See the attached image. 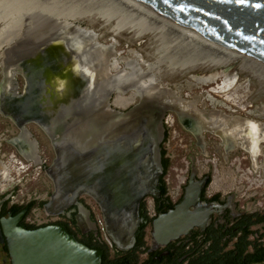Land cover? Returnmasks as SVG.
Returning <instances> with one entry per match:
<instances>
[{"label":"water","instance_id":"water-1","mask_svg":"<svg viewBox=\"0 0 264 264\" xmlns=\"http://www.w3.org/2000/svg\"><path fill=\"white\" fill-rule=\"evenodd\" d=\"M125 1L218 48L264 64V0ZM69 30H29L5 50L0 114L20 131L7 142L21 154L14 141L23 139L39 159V143L31 140L28 128L38 126L55 152L52 165L45 170L54 185L46 214L60 216L71 206L83 208L79 198L88 196L99 206L113 242L120 250H127L109 232L105 208L115 222L119 215L133 213L127 247L133 246L143 199L160 194L163 121L173 109L164 102L167 97L160 80L157 86L151 76L139 103L128 111L117 110L112 102L114 90L127 77L126 72H112L115 46L100 44L95 33ZM131 66L128 68L133 71ZM7 75L14 83L17 76L22 77L24 86L21 94H9L3 102L1 85ZM65 201L69 202L60 212H48V207ZM185 209L178 212V208L154 222L153 237L158 233L162 246L178 236L171 232L184 226L186 219L179 221L177 217L186 213ZM193 227L186 225L184 234ZM3 229L12 264H102L100 251L77 243L63 227L28 231L19 228L16 221H8Z\"/></svg>","mask_w":264,"mask_h":264},{"label":"flooded vegetation","instance_id":"flooded-vegetation-1","mask_svg":"<svg viewBox=\"0 0 264 264\" xmlns=\"http://www.w3.org/2000/svg\"><path fill=\"white\" fill-rule=\"evenodd\" d=\"M33 29H35L33 26H26L23 33L21 32L18 34L16 40L10 47H13L14 44L21 40L27 31ZM120 60L121 58H117L116 55L112 63V72L114 74L126 72L125 76L127 78H125V83L121 85L122 88L115 91L114 94H117L116 98L122 102L124 101V104L129 103V101L135 102V99L138 97L141 98L142 95L139 89H137L139 85L142 83L143 86H146L149 82L137 79V77L133 75L136 73L134 68L133 71L131 69H128L129 71L122 69L121 63L123 61ZM128 64L132 65L131 62ZM12 83L14 86L12 92L21 94L24 86L22 81L17 80V83H14V81ZM16 85L19 86L17 90ZM163 87L169 90L164 94V96L167 97V102L169 101L168 99L174 102L173 99L177 98V101H182L185 105L182 106L181 103H179L180 105L177 110L173 109L166 113L163 121L165 136L161 147L172 137L178 146L190 148L193 151L192 155L187 156L189 162V169L186 174L187 178L185 182L183 180L180 181L181 186L177 192L174 194L170 192L164 178L168 187L166 195L162 193L159 181V197L147 196L143 199L139 209V218L141 221L135 232L136 241L134 245L127 247L129 244L123 246L119 244L122 247H126L127 250H120L118 248L106 230L99 206L88 196H81L79 198V203L83 205V208L71 206L63 210L64 214L60 215V219L58 220L51 219L42 224L34 222L33 218H31L32 211L29 210L27 206L28 203L18 202L16 200L18 190L16 180L12 176V171H14L15 176L16 172L19 174L21 170L27 169L25 165H22L20 160L23 159L35 169H41L45 172L48 166L41 156L39 145L40 158L38 162L36 161L37 159H27L16 149L10 157V164L0 161V264H12L3 229V223L8 221H16V225L19 228H25L28 231H35L51 226L63 227L77 243L83 244L90 249L100 251L102 253V264L106 262L107 256L104 251H107V248L110 251V264H132L135 262V257H137L139 264H198V256L200 254L204 255L205 251L209 250L212 239L219 240L223 238V241L226 243L228 238L236 232L241 225L250 222L252 218L264 213V205L261 203L255 205L253 202H242L246 189L242 181L245 180V177L249 173L246 174L243 172L240 177V174L233 169L226 174L223 167L220 168L219 172L212 169L214 161H212V165L209 163L212 154L225 165L229 163L231 158L239 156V162L241 164L250 162L253 165L255 174H257L260 169L264 170V110L261 111L257 109L255 110L256 113H248L249 115L241 117L229 113L231 111L230 108L215 102L211 96L208 97V100H212L210 101L211 108L209 109L207 107L208 104H201L203 96L199 94L191 95L189 92H185L189 90V87L186 85ZM128 93H130L129 96H123V94ZM196 98H198V100ZM134 102L132 104H134ZM193 103L194 106L192 105ZM132 104L122 109L128 111L134 106ZM197 123H202L203 126L197 125ZM232 123H239L240 126L237 128L238 131H231ZM175 126L192 135L195 138L194 145L184 141L181 135L183 131L180 129L178 131ZM28 128L33 134L30 126ZM33 139H36L34 134L31 140ZM256 140L258 142L256 146L259 147H256L255 151H253L251 143ZM19 143H22V141ZM7 144L9 143L7 142ZM9 146L11 145L9 144ZM30 146L31 145L27 142L25 145L26 148H24L26 153L31 152ZM243 148H249V150H252V154ZM195 149H199L200 151H195ZM253 158L256 160L254 161ZM261 158L263 162L260 161ZM13 164L18 165L17 169H15ZM217 164H219V162H217ZM219 174L221 179L219 178ZM243 175L245 177H243ZM225 176L228 177L227 180H224ZM162 177L163 175L161 178ZM221 180H223V182H221ZM189 185L192 188H189L191 192L188 198L187 188ZM50 198L45 202L43 210H45V205L50 201ZM178 208V212L186 208V213H180V216L177 217L179 221L186 219V222L183 224L184 226L171 232L174 233L172 235L178 236L176 239L169 241L166 245L162 246V241H160V245H154V222L161 216H166L170 214V212L176 211ZM96 210H98L100 214L98 213L97 215ZM78 218H80V222ZM87 218H89L90 221L87 222ZM166 218L167 217L162 220ZM82 219H84V221H81ZM81 222H84L83 225ZM186 225H194L189 234H184ZM72 226L77 230L78 235L75 236V233L69 230ZM260 227L261 226L252 225L251 229L257 230ZM125 229L127 230V228ZM127 232L128 231H126V233ZM112 233V235H115L116 240L117 234L119 233L115 231H112ZM121 234H123V232ZM141 241L144 242V246L141 245ZM153 245L156 248L152 249ZM206 261V264H209V257Z\"/></svg>","mask_w":264,"mask_h":264},{"label":"rangeland","instance_id":"rangeland-1","mask_svg":"<svg viewBox=\"0 0 264 264\" xmlns=\"http://www.w3.org/2000/svg\"><path fill=\"white\" fill-rule=\"evenodd\" d=\"M20 7L21 6L15 4L14 6H8L4 11L0 12V82L3 77L2 70L5 50L10 47L11 44L16 40L18 34H20L21 32L23 33L26 27V25H22L20 20L23 17V13L26 15H28V13L20 11ZM37 20L40 21L41 18H37ZM41 23L43 25H46L45 22L41 21ZM76 24L79 25L75 28L76 31L80 29L84 31L85 28L89 29L91 31H94L95 34L98 35V42L100 44L106 46L114 45L117 53V58L126 59L129 62L131 61V67L133 68L139 64V66L137 67H141V69L145 71L148 67L155 65V63H157L158 61H162L160 60V58H164L163 49H161V46L158 45V43L154 41V39L149 35H144L138 39H134L133 33H130L128 31L115 33V31L113 30L115 24L106 26L104 20L102 19L92 21L89 19L78 20L76 21ZM56 27L59 26L56 25ZM240 63L241 61H237L231 64V67L224 66L212 70L198 69L195 71H185L183 73L180 72V68L177 67L176 69L177 71H179V73H177V71L174 73L173 70L168 67L170 62H167L166 64L160 66L155 74H152L156 78L155 82L157 81L155 85L160 86L158 82V80H160L162 89L164 88L163 86L172 87L177 85H186L189 87V90L185 92H189L191 95L199 94L203 96L201 104H208L207 107L209 109L211 108L210 101L212 100H208V97L211 96L215 102L230 108L231 111L229 113L243 117L249 115L248 113H256L255 110L257 109L261 111L264 110V85H260L251 75L241 73ZM121 64L122 69L129 71V64L126 63V61H123ZM17 80H21L24 85L22 77L18 76ZM143 80H146L148 82L150 81V79ZM163 90H165V92L169 91L166 88ZM130 93L123 94V96L127 97L130 95ZM116 96L117 94L113 95L112 102L114 101V105L118 107L116 109L119 111H124L122 108H126L134 102L129 101V103L124 104V101L122 102L121 100L116 98ZM196 99L198 100V98ZM168 100V102L165 100L164 102L171 109L177 110L180 105L179 103H181L182 106L185 105V103H183L182 101H177V98L173 99L174 102H172L170 99ZM139 101L140 97L136 98L134 104L132 105H136L137 103H139ZM192 105L194 106V103ZM220 119L226 120L224 118ZM197 125L203 126L202 123H197ZM29 126L39 142L40 153L43 160L46 162V165L48 167L51 166L55 159V152L53 150L51 141L38 126L34 124H31ZM231 126V131H238L237 128H239L240 125L239 123H232ZM175 127L179 131L180 128H177V126ZM18 133L19 129L11 121L0 114V161L5 162L6 164H10V157L15 152V148L9 146V144H7V140L17 136ZM181 135L184 138V141H187V143L194 145L195 138L192 135L184 131L181 132ZM257 143V140L251 143V148L253 149V151H255L256 147H259L256 146ZM162 148H164V150L166 151L167 158L171 163L165 180L168 184L170 192L174 194L180 189V181L183 180L185 182L187 178L186 174L189 169L187 156L192 155L193 150H191L190 148H182L178 146V144H176L175 140H173L172 137L166 141L165 145ZM243 149L249 152L252 151L249 150V148ZM195 151L199 152L200 150L195 149ZM210 159V165H212V161H214V166L212 165V169H215L218 172L220 171V168L223 167V170L226 174L228 171L233 169L240 174V177L242 176L243 172H245L246 174L249 173L246 177L243 175V177H245V180H243L242 182L245 184L246 189L242 198V202H253L255 205L257 203H261L262 205H264L263 169L258 170V173L255 174V172L253 171V165L250 162L241 164L239 162V156L231 158L227 165L223 164L222 161H219L213 154L211 155ZM20 160L22 162V165H25L27 169L21 170L19 174L18 172H16L15 176L14 171H12V176L16 180V186L18 190L16 200L18 202L25 203H29L30 201L46 202L54 192L53 182L47 176L46 172L41 169H35L31 164H27L23 159ZM255 160L256 159H254V161ZM260 161L263 162V159L261 158ZM217 162H219V164H217ZM13 165L15 166V169H17L18 165ZM227 179L228 177L225 176L224 180ZM221 182H223V180H221ZM98 213V210H96L97 215ZM31 218H33L34 222L39 224H42L45 221L51 219H60L59 216H48L43 208L34 209L32 211Z\"/></svg>","mask_w":264,"mask_h":264},{"label":"bare ground","instance_id":"bare-ground-1","mask_svg":"<svg viewBox=\"0 0 264 264\" xmlns=\"http://www.w3.org/2000/svg\"><path fill=\"white\" fill-rule=\"evenodd\" d=\"M15 4L21 6L20 11L28 13V15L23 13V17L20 20L22 25L28 27L33 26L35 29L55 28L68 31L70 28L79 26L76 24L78 20L89 19L92 21L102 19L106 26L115 24L113 29L115 33L128 31L133 33L134 39H138L144 35L151 36L154 41L161 46V49H163L164 58H160L162 61H158L145 71L140 70L138 67H134L135 72L139 74H136V77L137 79L140 77V81L153 76L159 67L167 62H170L169 66H167L171 68L174 73L177 71V67H179L180 72L183 73L185 71H195L198 69H217L241 61V73L251 75L260 85H264L263 63L218 48L165 23L125 0H0V12L4 11L8 6H14ZM37 18H41V20L38 21ZM41 21L45 22L46 25H43ZM56 25L59 27H56ZM84 31L88 32L90 35L95 33L86 28ZM177 73H179V71H177ZM12 82L11 75H7L6 80L1 85L3 102L9 94L13 93L12 90L14 86ZM121 88V86L117 87L114 92ZM143 88L146 87L141 83L138 89L141 92ZM20 141H22V143H19ZM14 143L23 156L29 160L37 159L36 161L38 162V158L32 146H30V153L25 152L24 148H26V141L19 139L14 141ZM190 192L189 189L188 198L190 197ZM68 202L69 201H65V203L60 205L57 203L48 207L47 210L51 214H56L60 212L62 207L66 206ZM105 214L108 221L109 232L112 233V231H115L119 233L117 234L116 240L120 245L129 244L131 230L134 224L133 213L132 215H119L116 222L112 220L114 217L112 218L109 216L106 208ZM166 219H169V217ZM81 221H84V219ZM83 223L84 222H81L82 225ZM125 228H127V230ZM126 231L128 232L126 233ZM122 232L123 234H121ZM113 237L116 238L115 235H113ZM160 241L159 234L155 233L154 245H160Z\"/></svg>","mask_w":264,"mask_h":264},{"label":"trees","instance_id":"trees-1","mask_svg":"<svg viewBox=\"0 0 264 264\" xmlns=\"http://www.w3.org/2000/svg\"><path fill=\"white\" fill-rule=\"evenodd\" d=\"M162 164L164 168L163 177L160 180L162 193L166 195L168 189L164 181L169 168L171 166L170 160L166 157V151L162 148ZM160 188V189H161ZM45 202L30 201L28 203L29 210L33 211L37 208H43ZM252 225L261 226L257 230L251 229ZM69 230L78 235L76 229L69 228ZM143 240V239H142ZM217 241V242H216ZM209 250L205 254L198 256V264H206L209 257V264H264V213L252 218L250 222H246L234 232L225 243L223 238L219 240H211ZM144 246V242L141 241ZM104 251L106 257L105 264H110V251L107 248ZM107 253V254H106ZM132 264H139L137 257ZM104 264V263H103ZM126 264V263H125Z\"/></svg>","mask_w":264,"mask_h":264}]
</instances>
